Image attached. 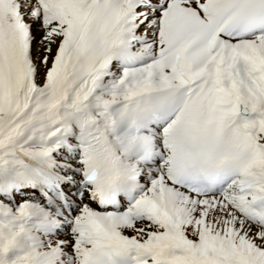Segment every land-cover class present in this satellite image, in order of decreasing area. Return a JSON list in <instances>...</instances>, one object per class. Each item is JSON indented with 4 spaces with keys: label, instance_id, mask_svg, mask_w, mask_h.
Here are the masks:
<instances>
[{
    "label": "snow or ice",
    "instance_id": "snow-or-ice-1",
    "mask_svg": "<svg viewBox=\"0 0 264 264\" xmlns=\"http://www.w3.org/2000/svg\"><path fill=\"white\" fill-rule=\"evenodd\" d=\"M0 264H264V0H0Z\"/></svg>",
    "mask_w": 264,
    "mask_h": 264
}]
</instances>
